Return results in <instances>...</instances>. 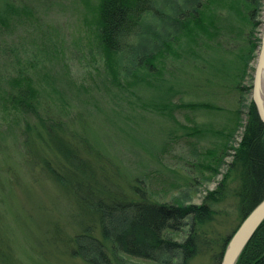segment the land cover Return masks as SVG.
Wrapping results in <instances>:
<instances>
[{"label": "trees", "instance_id": "trees-1", "mask_svg": "<svg viewBox=\"0 0 264 264\" xmlns=\"http://www.w3.org/2000/svg\"><path fill=\"white\" fill-rule=\"evenodd\" d=\"M161 2L170 10H163ZM181 2L97 0L88 6L93 15L95 48L106 65L95 91L77 84L69 75L66 65L58 60L60 49L52 55L44 50L50 56L49 65L34 70V75L33 58L27 62L13 47L9 51L13 54L8 56L13 60V72L10 70L7 75L5 67L11 60L0 61V110L14 115L10 135L21 140L24 163L31 164L33 171L69 195L82 213L84 220H74L75 232L64 242L69 257L85 264H175L177 254L180 264H192L203 254H210L213 263L220 264L236 229L229 237L218 239L208 232L206 227L223 212L218 206L232 195L244 220L264 199V123L253 102L242 123L240 110L227 112V131L211 133L207 127L203 132L194 131L196 137L213 134L232 139L242 127L225 174L199 204L154 198L147 183L150 168L145 165L148 174H137L135 181L140 188H134L133 197H129L109 169L112 156L98 141L96 131L92 127L89 131L88 123L96 128V115L108 108L98 105L96 96L100 104L108 105L126 123L133 121L132 114L141 111L177 125L176 111H221L210 97L184 101L182 91L176 88L180 81L179 77L175 79L177 66H192L201 72L209 65V54L214 52L221 56L226 50L233 58L220 74L229 83L228 92L240 90L239 81L245 77L260 42L257 14L261 0H191L185 5ZM33 19L32 0H0V43L14 42L21 34L32 49L36 47L33 32L27 29L33 28ZM166 25L171 30L164 29L168 34H163L161 27ZM155 26L157 29H153ZM171 31H176V35L172 36ZM161 46L165 53L160 51ZM167 54L174 62L165 75L157 66ZM158 82L167 84V88H157ZM150 90L162 95L151 100L147 96ZM179 96L181 102H176ZM18 126L16 134L14 129ZM222 148L221 159L227 143ZM160 150L164 152V147ZM221 159L216 160L217 166L222 164ZM204 168L209 170L211 166ZM185 229V238L179 242L175 236ZM1 233L0 264H20L8 236ZM235 264H264V221Z\"/></svg>", "mask_w": 264, "mask_h": 264}, {"label": "rangeland", "instance_id": "rangeland-1", "mask_svg": "<svg viewBox=\"0 0 264 264\" xmlns=\"http://www.w3.org/2000/svg\"><path fill=\"white\" fill-rule=\"evenodd\" d=\"M32 1L33 28L27 29L33 32V41L37 46H33L32 49L28 42H24L21 34L14 42L9 40L4 44L0 43V61L5 58L6 61L11 60L5 66L8 70L7 75L10 70L13 72L14 68L11 64L12 58H8L13 54L9 52L12 47L16 54L24 57L27 62L33 58V75L34 70L49 65L50 56H47L44 50L52 55L54 50L60 49L58 60L66 65L69 75L77 84L82 83L85 88L95 91L94 86L104 77L103 70L106 67L104 58H101L103 55H99L95 48L93 15L88 7L97 0H89L90 4L86 0ZM177 1H182L181 3L185 5L191 0ZM161 7L163 10H170L167 4L162 3ZM259 8L257 20L260 22V28L257 36L260 37L264 0H261ZM164 29L171 30V27L168 25L161 27V32L168 34ZM170 33L172 36L176 35V31ZM230 45L227 44L225 49ZM162 48L164 47L161 46L160 51L165 53ZM257 51L254 60L249 63L245 77L239 81V91L228 92L229 83L225 76L220 74L233 60L226 50L221 56H216L215 52L209 54V65L201 72H197L192 66L182 68L177 66L174 69L175 79L179 77L180 81L176 83V88L182 91L184 101H203L210 97L212 103L222 108L219 112L176 111L175 119L179 125L159 116H147L144 111L137 115L132 114L133 121L126 123L114 111L111 112L108 105L100 104V98L95 97L98 105L108 108L102 109L103 112L96 115V128H93L91 122L88 123L89 131L91 127L94 132L96 131L98 141L112 156L109 169L129 197H133L134 188L137 186L140 188L135 181L137 174L139 172L146 176L148 174L146 170L144 171L143 165L150 168L148 172L151 174L147 176L148 189L154 198L160 200L199 204L206 193L217 187L232 159L233 150L238 146L242 127L232 135V139L213 134L196 137L193 133L195 130L203 132L207 128L211 133L227 131L225 129L228 126L227 112L236 109L241 112V123L244 122L248 105L253 102L252 85ZM4 55L7 56L3 57ZM173 62L172 56L167 54L157 67L166 75ZM167 86L160 82L157 84V88ZM161 95L160 91L154 90L147 93L151 100ZM179 98L180 96L175 101L181 102ZM13 116L0 110V233L4 232L8 236V242L20 264H85L79 259L69 257L64 242L69 234L75 232L74 220L75 222L78 219L84 220L82 213L75 208L74 200L69 195L33 171L31 164L24 163L20 150L21 140L17 139V135L14 139L10 135ZM17 131L19 132V126L14 129L16 134ZM170 139L172 140L169 141ZM226 143L227 150L221 159L220 155L223 153L221 149ZM162 147L164 152L160 150ZM104 148L101 147L103 151ZM218 158L222 160L220 166H217ZM204 165H210L211 168L208 170ZM156 170L161 172L158 173ZM214 170L216 174L213 173ZM230 184L235 185L233 182ZM235 200L232 195L227 196L217 208L218 210L223 208V212L206 227L209 233L212 232L213 236L217 237L216 239L229 237L243 222L241 213L236 209ZM186 230L175 236L179 242L184 240ZM175 264H180L179 254L175 257ZM192 264L214 263L210 254H203L196 257Z\"/></svg>", "mask_w": 264, "mask_h": 264}, {"label": "water", "instance_id": "water-1", "mask_svg": "<svg viewBox=\"0 0 264 264\" xmlns=\"http://www.w3.org/2000/svg\"><path fill=\"white\" fill-rule=\"evenodd\" d=\"M264 89V8L261 23L260 44L258 46L256 65L252 85V101L260 120L264 123L263 102ZM264 221V199L245 217L238 229L231 236L220 264H235L239 255L248 244L258 227Z\"/></svg>", "mask_w": 264, "mask_h": 264}, {"label": "bare ground", "instance_id": "bare-ground-1", "mask_svg": "<svg viewBox=\"0 0 264 264\" xmlns=\"http://www.w3.org/2000/svg\"><path fill=\"white\" fill-rule=\"evenodd\" d=\"M261 99L263 102V112H264V89L262 90Z\"/></svg>", "mask_w": 264, "mask_h": 264}]
</instances>
